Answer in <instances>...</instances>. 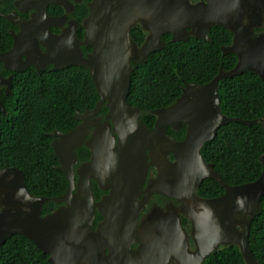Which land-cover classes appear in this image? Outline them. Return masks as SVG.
Returning a JSON list of instances; mask_svg holds the SVG:
<instances>
[{
	"label": "water",
	"instance_id": "water-1",
	"mask_svg": "<svg viewBox=\"0 0 264 264\" xmlns=\"http://www.w3.org/2000/svg\"><path fill=\"white\" fill-rule=\"evenodd\" d=\"M134 1L136 4L144 2ZM240 1L244 2V7L239 6L240 12H248L251 0ZM254 2L259 5L256 16L261 20L264 0ZM88 7L89 13L82 21L84 37L81 42L92 47V51L86 56L78 52L75 56L60 57L59 64L54 67L78 65L86 68L98 93L92 108L75 110L77 124L73 128L51 133V147L58 160L54 168L65 175L67 188L59 196L33 195L24 183L21 168L0 167V245L9 235L20 234L47 254L52 264H146L150 258H146L143 247L130 248V243L138 241L134 231L141 203L128 196L135 194L137 197L140 193L148 157L165 171L169 167L165 155L171 152L176 159L171 165L182 179L177 183L176 197L183 202L181 211L191 223L190 233L198 246L197 251L190 252L178 217L169 219L172 225L177 222L174 234L182 236L186 253L195 257L196 264H202L210 252L235 245L245 264H260L250 250L249 232L264 195V153L259 156L262 170L256 179L229 184L221 178L213 162L203 158L201 149L214 138L216 129L228 122L258 123L264 128V113L254 119L223 113L218 93L220 80L245 71L256 73L264 81V34L252 38V25L239 29L217 23L234 34L232 43L222 46L221 50L223 54L237 56L235 65L227 70L220 67L207 83L185 82L173 103L151 111L156 119L153 127L148 128L140 118V108L127 100L131 73L134 65L146 62L152 51L165 46L162 34L172 28H169V20L161 14L147 16L134 3L132 8L129 0H92ZM4 18L16 22L11 16ZM137 23L145 35L140 45L130 35L131 27ZM189 34L207 38L206 34ZM186 38L187 35L172 36V40ZM18 40L14 36L12 48L0 52L4 68L18 71L30 63L22 64ZM45 57L52 60L54 56L49 52ZM16 61L20 65H11ZM37 69L43 67L37 66ZM10 80L11 77L6 81V94ZM103 106L107 108L103 121L93 120ZM0 112L6 113L1 100ZM182 124H187L184 139L172 140L166 134L167 126L176 128ZM91 125L94 131L86 138ZM80 146L87 148L90 155L79 164L76 177L73 169L77 163L75 149ZM205 178L220 183L223 193L209 198L199 196L198 187ZM93 182L109 193L95 200ZM50 199L64 202V205L42 215V206ZM96 211L102 219L93 229ZM178 239L175 236L167 241L176 243ZM174 258V254L161 256L162 262Z\"/></svg>",
	"mask_w": 264,
	"mask_h": 264
},
{
	"label": "trees",
	"instance_id": "trees-1",
	"mask_svg": "<svg viewBox=\"0 0 264 264\" xmlns=\"http://www.w3.org/2000/svg\"><path fill=\"white\" fill-rule=\"evenodd\" d=\"M0 18V50L10 38ZM213 42L190 38L171 41L152 51L146 62L134 65L127 100L146 114L148 109L166 106L180 94L183 82L207 83L219 68L230 69L236 62L232 53L222 54L219 44L225 35H213ZM12 93L1 94L6 113L0 112V167L15 166L24 171V183L34 195L56 196L67 188L65 175L54 168L57 158L51 147V133L66 131L76 120L75 110L92 108L98 93L88 70L72 65L58 71L37 73L33 68L14 72ZM221 110L228 116L254 119L264 113V81L245 71L219 81ZM149 116V115H147ZM81 156L86 152L82 149ZM264 153V128L228 122L216 129L201 154L213 162L221 178L229 184L256 179L262 170L259 156ZM199 192L206 196L223 192L220 183L205 178ZM261 208L251 222L250 250L264 264V195ZM51 206L45 202L44 210ZM32 241L20 234L9 235L0 245V264H52ZM243 264L239 249L231 245L210 255L204 264Z\"/></svg>",
	"mask_w": 264,
	"mask_h": 264
},
{
	"label": "flooded vegetation",
	"instance_id": "flooded-vegetation-1",
	"mask_svg": "<svg viewBox=\"0 0 264 264\" xmlns=\"http://www.w3.org/2000/svg\"><path fill=\"white\" fill-rule=\"evenodd\" d=\"M91 1L92 0H0V18L4 20L3 24L10 38L9 46L6 49L0 50V52L11 49L14 36H16L19 38L18 41L21 46L20 54L22 57V64L26 61L30 62L25 68L18 71L33 68L37 73H40L42 71H58L72 66L54 69V67L59 64L60 57L75 56L78 52L86 56L92 51V47L81 42L84 37L82 21L89 13L88 4ZM239 1L240 0H144L143 3H137V5L134 0H129L132 8L134 3L136 7L144 11L147 16L161 14L168 18L169 28H172L162 34V39L165 43L166 40L164 37H168L171 41H186L190 38H194L213 42L214 34H217L219 37L225 35L228 42L219 44L221 53L222 46H227L232 43L234 34L222 25L217 24L219 22L225 23L231 27H239V29L240 27L249 28V26L252 25V38L264 34V9L261 11L262 18L259 20L256 16V9L259 5L256 4L254 0L248 2V12L246 10L240 12L239 6L243 5L242 3L244 2ZM242 7H244V5ZM4 16H11L16 22L7 20ZM190 32L206 34L207 38H198L189 34ZM173 34L176 36L187 35V38L172 40ZM130 35L132 40L138 45L142 43L145 37L143 29L138 23L131 27ZM49 52H52L54 56L52 60L45 57ZM232 54L235 55L234 53ZM235 57L237 61V56L235 55ZM14 64L20 65L19 62H11V65ZM37 66L43 67V69L38 70ZM14 72H17V70L4 68L3 63L0 62V76L2 78L0 82V96L1 94L8 95L12 93L11 86L14 79ZM9 77H11L8 89L9 93L6 94L5 91L8 87L6 81ZM184 83L185 81L183 84ZM183 84L179 85L180 93ZM156 108L159 107L148 109L146 114L140 109V118L148 128H152L154 125L156 117L151 111ZM106 111L107 108L103 106L92 119L98 118L100 121H103ZM76 124L77 121L75 125ZM93 131L94 126L91 125L86 134V138H90ZM186 131L187 124H182L176 128L171 126H167L166 128V134L174 141L183 140ZM82 149L86 152L83 156L80 155ZM75 151L77 163L73 166V169L77 177L76 169L81 162L89 158L90 152L84 146L76 148ZM165 157L169 165L165 171L159 169L156 162H153V160L148 157L140 193L137 197H134L135 194L130 195L131 197L128 196L129 199L136 198L137 201L141 203L136 214V230L134 231L138 241L130 243V248L140 249L142 246L146 258H150L146 264H196L197 260H194L195 257L186 253L183 243L181 242L182 236L174 234V226L177 222L174 225L169 223V219H175V216H177L180 226L187 236L189 251H197L198 246L190 233L191 223L181 211L183 202L176 197V194L178 195L177 183L179 179H181V175L178 174L171 165L176 161L175 156L173 153L168 152ZM199 187L197 191L198 195L204 198L216 197L223 193L214 196H206L199 192ZM93 193L95 200H99L103 195L108 194L109 190H101L97 187L95 182H93ZM48 201L51 202V206H49L47 210H44V203L41 209L42 215L51 213L53 210L64 205V202H54L51 199ZM101 219L102 215L96 211L94 214L93 229ZM175 236L179 238L178 241L176 240V243L167 241L173 237L175 238ZM227 247L229 246L219 247L218 250L210 252L205 256L202 264L205 263L210 255ZM170 254H174L176 258L172 261L162 262L161 256ZM216 262L220 264V261ZM243 264H245L244 261Z\"/></svg>",
	"mask_w": 264,
	"mask_h": 264
}]
</instances>
